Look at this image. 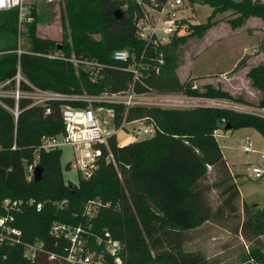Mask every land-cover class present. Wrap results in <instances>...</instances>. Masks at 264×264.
I'll list each match as a JSON object with an SVG mask.
<instances>
[{
    "label": "trees",
    "instance_id": "16d2710c",
    "mask_svg": "<svg viewBox=\"0 0 264 264\" xmlns=\"http://www.w3.org/2000/svg\"><path fill=\"white\" fill-rule=\"evenodd\" d=\"M199 2L210 6L207 17L224 10L234 12L228 19L232 26L241 24L248 16L264 20L261 0ZM24 3L25 16L30 19L22 20L21 27L28 48L19 53L15 51L17 8L0 10V82L14 74L18 63L27 81L68 94L129 88L137 92L184 93L251 103L219 83L203 82L197 87L187 79L180 80L175 72L172 45L182 42L183 35L164 43L138 37L133 18L137 6L133 0H64L59 41L36 33L39 15L35 1ZM116 8L121 10V16L114 15ZM204 25L196 22L188 23L187 27L198 30ZM115 48H127L130 56L122 61L112 59L110 53ZM55 50L66 57L72 55L77 62L44 55ZM80 60L99 64L93 80ZM132 61L142 65L136 77L128 66ZM246 76L261 92L254 105L264 107V65H251ZM13 85L14 79H8L3 87ZM19 87L25 89L26 82L20 80ZM0 101L13 105L9 95H2ZM61 103L85 104L82 99L69 97L30 104L28 98L20 97L13 118L0 103V204L3 197L22 200L14 208L4 209L0 205V216H6L0 225V264H69L58 256L48 257L49 253L60 251L65 241L61 235L51 233L53 222L84 228L89 248L102 253V264H115L105 250V230L119 242L120 264H205L206 257L201 251L183 248V242L190 238L189 230L207 221L218 223L225 212L234 213L239 208L243 215L237 231L253 243L246 249L241 264H264L260 238L264 234V205L257 207L254 202L241 200L234 176L212 132L225 124L226 130L250 126L264 138V115L216 104L130 107L125 119L145 116L147 121H153L154 132L123 144L117 142L113 132L109 133L107 148L115 165L99 158L88 176H78L76 182H71L64 181L61 175L60 148H37L42 134H54L61 129ZM114 109L116 124L122 116V107L116 105ZM102 150L106 151V147ZM33 157L41 167L39 179H33L32 175L27 178L25 174V165ZM210 172L212 178L203 184ZM213 187L218 189L219 197L211 206L207 193ZM28 197L41 203L38 210L34 202H24ZM88 202L95 204L92 215L85 213ZM11 227L18 232H7ZM96 236L98 242L94 240ZM34 240L42 243V249L29 259L23 255V244Z\"/></svg>",
    "mask_w": 264,
    "mask_h": 264
},
{
    "label": "rangeland",
    "instance_id": "374dc122",
    "mask_svg": "<svg viewBox=\"0 0 264 264\" xmlns=\"http://www.w3.org/2000/svg\"><path fill=\"white\" fill-rule=\"evenodd\" d=\"M30 2L32 0H22ZM38 16L35 31L38 35L60 40L61 20L64 17L62 7L64 0H33ZM264 2V0H261ZM186 4L184 14L188 16L191 23L202 22L206 25L198 30H190L183 35L182 42L172 45L175 57V72L180 80L189 81L192 86L199 87L203 82L219 83L224 89L232 94L242 95L251 102L244 103L235 100L220 98L215 102L218 105H227L235 109H246L264 113V107L254 104L260 97L261 92L255 89L249 82L246 71L251 65H264V20L248 16L241 24L232 26L228 19L234 15L231 10L216 12L207 17L210 6L199 0H184ZM26 6V5H25ZM22 33L18 36V43L22 48H28V41L21 27ZM71 56V55H70ZM3 90V89H1ZM179 98H164L166 101H178ZM182 98V103L196 104L204 100L196 98ZM178 107V106H162ZM190 107V106H179ZM256 131V130H255ZM115 138L118 143L123 144L134 140V136L125 130L117 128ZM247 135L251 142L252 151H242L244 136ZM149 134H141L138 138L147 137ZM216 141L222 151L227 155L229 162L234 161L232 174L240 190L242 201L254 202L256 206L264 205V174L253 178L248 175L247 166L249 162H260L258 149L264 140L261 136L249 130L228 129L216 134ZM59 163L61 175L64 181L76 182L78 172L71 167L73 153L70 146H60ZM261 163V162H260ZM212 173L203 180L209 183ZM218 189H208L207 199L214 206L218 199ZM241 201H238L240 207ZM94 203L88 202L85 206L86 215L94 213ZM242 210L239 208L234 213L225 212L218 223L207 221L199 227L189 230L190 238L183 242L186 250H199L206 257L205 264H231L246 255V249L252 245L237 231L240 224ZM264 244V234L260 235ZM244 264H251L246 262Z\"/></svg>",
    "mask_w": 264,
    "mask_h": 264
},
{
    "label": "built area",
    "instance_id": "2783aa9c",
    "mask_svg": "<svg viewBox=\"0 0 264 264\" xmlns=\"http://www.w3.org/2000/svg\"><path fill=\"white\" fill-rule=\"evenodd\" d=\"M136 4V10L133 13L135 34L143 39L151 40L153 43H164L174 36H181L188 32V16L184 14L186 7L184 0H133ZM26 4L22 0H2L0 3V10L7 9L13 6L17 8V25L18 36H20L22 20H29L30 16H25ZM125 4L122 5L124 7ZM20 47L17 38V53L23 51ZM48 57H58L68 59L72 63L77 60L71 55L66 57L60 51H52L44 54ZM114 60H126L130 56L127 48H115L110 53ZM161 58V56H160ZM159 58V61L161 59ZM85 68L88 70V75L93 80L98 73L99 64L89 60H80ZM133 75L139 73V63L132 61L128 65ZM8 79H14V85L11 88H4L3 85L8 82ZM26 82L27 87L22 89L19 87V81ZM3 89V90H1ZM2 95H9L13 99V105L8 106L0 101L6 107L13 118L18 112L17 102L20 97L29 99L30 104L43 103L49 99L62 98H78L82 99L84 105L60 104V120L61 129L54 134H42L40 136L37 148H53L63 145L70 146L73 153V161L70 163L71 167L75 168L78 176L86 177L96 167L99 158L104 161H110L113 165L115 162L111 152L107 148L106 136L109 133H115L117 128L125 130L134 139L141 134L151 135L154 132L155 125L153 121L146 120L145 116L133 117L125 119V112L128 108L133 106H193L196 104L182 103V98H194L198 96H191L184 93H160L151 90L133 91L132 89L116 90V91H99L97 93H63L50 88L38 87L21 74L18 63L15 66L14 74L0 82V97ZM179 98L178 101H165L164 98ZM183 99V100H184ZM120 105L122 107V116L115 124L113 120L114 106ZM246 110V109H239ZM48 108H45V112ZM251 111V110H246ZM255 112V111H251ZM261 115L264 113L255 112ZM221 131L219 128L212 130L215 135ZM244 143L241 146L242 151H252L249 137H244ZM106 147L103 152L102 147ZM258 153L260 162H249L247 166L248 175L253 178L261 177L264 174V144H261L258 149H254ZM36 165V159L33 157L31 162L25 165V174L29 178L32 175L33 167ZM209 169L210 165L206 164ZM63 201V200H62ZM22 202L21 198L3 197L1 206L4 209L18 207ZM25 203H33L34 199L28 197L24 200ZM92 203V202H90ZM40 202H34L35 209L38 210ZM107 205V202L104 203ZM11 218V216H9ZM6 216H0V225L4 222ZM17 233L18 230L14 227L7 229V232ZM51 233L61 235L65 241L58 252L49 253L48 257L58 256L68 262L69 264H102V253L96 252L88 246V233L80 225L70 226L61 222H53L50 228ZM103 242L105 250L113 257L115 264H120V256L118 255L119 242L112 238L107 230L103 232ZM17 240V239H16ZM95 242L99 238L95 237ZM42 249V243L38 240L25 242L23 244V255L32 259L36 250Z\"/></svg>",
    "mask_w": 264,
    "mask_h": 264
},
{
    "label": "crops",
    "instance_id": "0c3cea01",
    "mask_svg": "<svg viewBox=\"0 0 264 264\" xmlns=\"http://www.w3.org/2000/svg\"><path fill=\"white\" fill-rule=\"evenodd\" d=\"M256 17V16H255ZM217 83V82H216ZM194 98H196V99H202V100H204L203 101V103L204 104H216V105H218L215 101L216 100H220V98H218V97H213V98H208V97H194ZM249 127L250 126H242V127H239V128H237V129H241V130H249ZM251 130H252V132H254V133H256L257 135H259V136H261V134L258 132V131H255V129L253 128V127H251ZM219 133V132H218ZM217 134V133H216ZM216 134H215V137H216ZM244 137H248L247 135H245ZM262 137V136H261ZM134 139V138H133ZM262 139L264 140V138L262 137ZM120 144V143H119ZM221 148V147H220ZM221 152H222V155H223V157H224V159H225V161H226V164H227V166H228V168H229V170H230V172L232 173L233 171H232V167H231V165H234L235 163H234V161H232L231 163L229 162V160H228V156L227 155H229V154H225L223 151H222V149H221ZM237 187H238V185H237ZM238 190H239V188H238ZM239 193H240V190H239ZM240 195H241V193H240ZM241 197H242V195H241ZM243 198V197H242ZM264 245V244H263ZM263 249H264V246H263ZM244 258V257H243ZM246 261V260H245ZM250 261V260H249ZM242 262H241V259L240 260H238V261H236V262H232L231 264H241Z\"/></svg>",
    "mask_w": 264,
    "mask_h": 264
},
{
    "label": "water",
    "instance_id": "95a60500",
    "mask_svg": "<svg viewBox=\"0 0 264 264\" xmlns=\"http://www.w3.org/2000/svg\"><path fill=\"white\" fill-rule=\"evenodd\" d=\"M257 1H259V0H257ZM113 13H114V15H115L116 17L122 15V12H121V10H120L119 8L114 9ZM227 128H228V125L225 124V125H223V127L221 128V131H224V130H226ZM40 177H41V167H40L39 164H36V165L33 167L32 178H33V179H39Z\"/></svg>",
    "mask_w": 264,
    "mask_h": 264
},
{
    "label": "snow or ice",
    "instance_id": "6c2138e0",
    "mask_svg": "<svg viewBox=\"0 0 264 264\" xmlns=\"http://www.w3.org/2000/svg\"><path fill=\"white\" fill-rule=\"evenodd\" d=\"M0 3H2V0H0Z\"/></svg>",
    "mask_w": 264,
    "mask_h": 264
}]
</instances>
